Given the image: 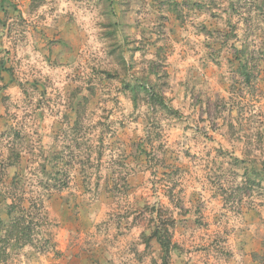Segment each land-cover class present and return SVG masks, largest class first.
I'll return each instance as SVG.
<instances>
[{"label": "rangeland", "instance_id": "374dc122", "mask_svg": "<svg viewBox=\"0 0 264 264\" xmlns=\"http://www.w3.org/2000/svg\"><path fill=\"white\" fill-rule=\"evenodd\" d=\"M14 199L45 214L2 264H162L152 207L169 264H264V0H0Z\"/></svg>", "mask_w": 264, "mask_h": 264}, {"label": "trees", "instance_id": "16d2710c", "mask_svg": "<svg viewBox=\"0 0 264 264\" xmlns=\"http://www.w3.org/2000/svg\"><path fill=\"white\" fill-rule=\"evenodd\" d=\"M6 0H2V3H5ZM240 74L244 78V81L248 84L250 82V75L248 73L247 64L241 60L240 61ZM136 88V87H134ZM144 89V85H142ZM148 96L150 97L148 102L150 107L160 108L163 111H168L172 114L173 109H170L165 101L156 93L147 91ZM169 198H172V195H168ZM23 201H18L14 199L8 207L7 217L8 222L4 223L0 219V228L2 231H5L3 237H0V264L5 262L6 248L7 246L14 242L20 246L28 245L32 243V235L36 231V227H39L40 224L34 223L35 219H39V215H44L45 210L42 204V201L35 202L31 204L28 208L24 207ZM153 214V220L155 222L154 230L152 231L149 237L143 235V243L148 247L151 240H156V242L161 247V262L162 264H169L171 253L175 251H180L181 247L173 242V231L175 225L174 219H165L162 217L160 211L156 210L155 207L151 208ZM42 221H44L43 216H41Z\"/></svg>", "mask_w": 264, "mask_h": 264}]
</instances>
